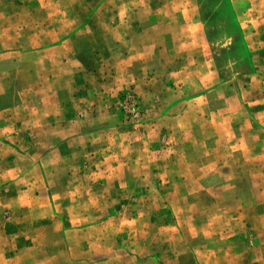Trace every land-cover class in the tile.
<instances>
[{
    "label": "rangeland",
    "instance_id": "374dc122",
    "mask_svg": "<svg viewBox=\"0 0 264 264\" xmlns=\"http://www.w3.org/2000/svg\"><path fill=\"white\" fill-rule=\"evenodd\" d=\"M0 264H264V0H0Z\"/></svg>",
    "mask_w": 264,
    "mask_h": 264
}]
</instances>
